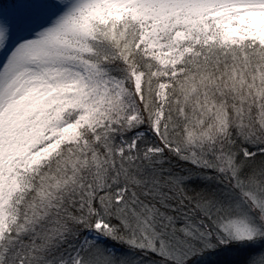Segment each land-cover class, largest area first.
<instances>
[{
	"label": "snow or ice",
	"instance_id": "snow-or-ice-1",
	"mask_svg": "<svg viewBox=\"0 0 264 264\" xmlns=\"http://www.w3.org/2000/svg\"><path fill=\"white\" fill-rule=\"evenodd\" d=\"M0 264H264V0H0Z\"/></svg>",
	"mask_w": 264,
	"mask_h": 264
}]
</instances>
